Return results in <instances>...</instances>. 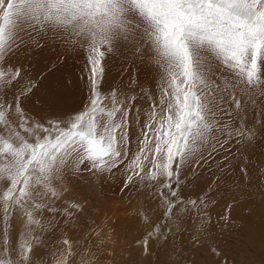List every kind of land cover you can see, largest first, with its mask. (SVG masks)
<instances>
[{"label": "snow or ice", "instance_id": "1", "mask_svg": "<svg viewBox=\"0 0 264 264\" xmlns=\"http://www.w3.org/2000/svg\"><path fill=\"white\" fill-rule=\"evenodd\" d=\"M24 25L39 39L29 35L23 41ZM41 39L58 42L65 53L86 50L91 66L89 106L67 121H49L47 128L22 109L31 83L7 98L23 70L4 65L24 43L39 49ZM118 39L130 42L141 62L147 57L165 73L158 95L145 90L151 104L135 152L128 146L133 119L140 126V112L135 118L129 112L134 97L121 99L119 89L102 95V60L115 51ZM261 49L264 0H0V133L8 134L0 135V155L8 161L0 166V181L5 182L0 184V264H36L40 258L32 252L43 241L34 232L54 227L38 215L47 211L71 218L80 207L70 203L55 209L61 192L52 186V178L80 171L82 165L109 174L123 166L126 188L146 181L150 190L155 186L165 223L158 222L147 234L142 242L146 250L157 233L166 239L162 229L168 220L177 223L174 217L183 219L188 211H199L198 205L206 208L207 193L195 199L182 196L186 181L181 176L189 165L213 164L225 175L232 158L226 154L222 163L216 156L231 151L233 138L244 151L254 146L264 129V107L258 100H264L257 67ZM224 66L238 70V81L213 79ZM249 108L257 110L251 127L244 119ZM13 125L19 130L13 131ZM16 212L26 219L27 235L14 245L11 220Z\"/></svg>", "mask_w": 264, "mask_h": 264}, {"label": "rangeland", "instance_id": "2", "mask_svg": "<svg viewBox=\"0 0 264 264\" xmlns=\"http://www.w3.org/2000/svg\"><path fill=\"white\" fill-rule=\"evenodd\" d=\"M22 27L21 35L23 37L31 34L34 38L39 39L35 36L34 29L28 28L26 25ZM50 42L55 43L56 41ZM113 47L115 48L114 44ZM76 51L83 57H87V51L80 48H77ZM13 53H17V51ZM107 54L106 56L109 55ZM261 54H264V49H261L260 54L257 56L258 73L261 81L264 82V75H262L264 71L259 67L260 62H264L263 58L262 61L260 59ZM40 56L49 58L59 56L67 64L76 59L75 52L65 53V49L61 47L60 50H51L47 54L42 53ZM127 64L125 68L131 69L132 64ZM56 65L61 64L57 62L53 65L49 64L41 70H33L38 74L36 79L29 82H22L21 77L16 84L12 85V90L7 93V98L11 100L16 92L28 88L31 83L33 87L30 93H26V96L28 97L34 92L37 94V104L47 103L52 105L51 101H46L48 94H42L41 92L47 91V88L50 90L51 98H56L54 90L59 87V84L52 86L47 81L48 78L53 76V69ZM21 66L17 64L10 67L20 69ZM85 66L87 69L82 68L84 74L81 75L84 78L80 81L81 87L74 91L79 93L78 95L73 94V97L67 98L66 100L69 101L64 102L63 106L49 107V109H45V107L38 104L31 108L32 111H26L23 109V104L22 109L24 112L31 120L39 121L47 128L49 127V121H55L58 117L62 121H67L69 115L74 116L79 111L84 110L89 106L91 87L89 79L91 66ZM22 70L23 74L27 71L26 68H22ZM133 76L134 81L139 84L135 87V90H137L134 92L135 98L128 102L129 112L133 118H135L137 111L140 112V126L137 127L133 119L130 127L132 135L128 146L132 152H135L137 150V136L145 119L144 112L149 108L151 101L145 94V90L150 92V87L142 86L149 85L140 83L144 80L137 79L140 78L137 73ZM221 77L238 81L239 72L224 66L214 75L213 79L219 81ZM118 82L119 80L115 81V83ZM0 84V89H2L3 82H0ZM114 84L107 82V86H103V83L102 95H107L119 89V87H114ZM121 88L122 93L123 91L126 92L123 87ZM67 93H70V90L65 88L61 90L59 97L65 99ZM124 97L128 96L123 94L120 98L124 99ZM136 98L150 101V103L147 104L146 108H141L146 103L142 104V102L135 100ZM74 100L75 103L73 104ZM132 104L135 107H131ZM45 110L47 111L45 112ZM250 110L251 108H249L246 115L249 114ZM41 117H43L42 120ZM224 119H227V116H224ZM27 126L25 124V127ZM12 127L13 131L19 130L16 125ZM21 134L23 135V132ZM47 134L51 135L52 133ZM0 135L7 138L8 134L4 132ZM261 146L260 139L257 138L254 146H249V152L245 151L246 155L242 151L239 152L238 159L249 158L254 155V151L261 153L262 151L259 150ZM230 147L240 151L235 138H233ZM254 148L257 150H254ZM225 154L228 155V153ZM218 156L219 154L216 159L221 160ZM130 158L129 155L125 159ZM7 162L6 157L0 155V166ZM213 165L211 168L189 165L181 176V179L186 181L182 196L195 199L207 193V207L204 208L198 205L199 211L190 210L183 219L174 217L173 219L178 220L177 223L168 220V227L162 229L167 233L166 239H161L160 233H157L148 240L147 250L142 246L143 240L148 233L153 231L158 222L165 223L162 220L163 201L154 194L155 186L150 190L146 181L143 185L137 182L134 186L126 188L123 166L114 170L111 174L89 170L87 165H82L80 171L67 170L57 174L52 178V186L61 192V199L56 202L55 209L59 211L70 203L78 204L80 207L79 211L74 212L71 218L64 215L52 216L47 211L38 215L37 218L42 221H53L54 227L48 231L35 230L34 232L43 241L41 247L33 250V253H35L34 258H40L36 259V264H264V232L256 228L253 216L248 213L246 215L243 212V204L239 202L241 205L239 207L235 197L229 195L230 185L223 181V178L227 175H221L216 170L215 164ZM242 169H240L241 172ZM194 170L196 171L195 179L192 176ZM228 171L237 173L238 169L234 167ZM219 181L222 182L220 186L223 187L220 189V193L218 191ZM3 183L5 182L0 181V184ZM150 191L153 192L152 195H150ZM246 203L248 204V201ZM234 204L237 205L234 206ZM252 205H259L258 215L256 216L264 219V197H260ZM145 217H147V220ZM25 224L26 219L19 212H16L11 220V240L14 245L27 235ZM109 229L110 231H108ZM64 235L69 241L68 245L64 244L63 238H58ZM193 237H196L195 241Z\"/></svg>", "mask_w": 264, "mask_h": 264}, {"label": "bare ground", "instance_id": "3", "mask_svg": "<svg viewBox=\"0 0 264 264\" xmlns=\"http://www.w3.org/2000/svg\"><path fill=\"white\" fill-rule=\"evenodd\" d=\"M27 27V26H26ZM23 28V27H22ZM29 28V27H28ZM22 32H20V38L23 41H27L29 39V35H26L23 37ZM31 35V34H30ZM34 38V37H33ZM20 43V40H18V44ZM41 47L39 49L31 47L29 44L24 43L23 47H21L17 53H13L7 57V59L4 61L5 67H8L10 65L11 67L20 64L22 65V68H26V73L22 76V82L24 81H31L33 79H36V76L38 72H35L36 69L41 70L42 68L48 66L49 64L53 65L57 62L61 65H56L53 69V76L48 78V84L54 86L55 84H59V87L54 90V94L56 95V98L53 99L50 96V90L46 88L47 91H42V94H48L46 97V101L52 102V105H49L47 103H38L39 105H42V107H45V109H49V107H57V106H63L64 102L69 101L66 100L67 98L73 97V94H79L75 93V89H79L81 87L80 81L84 78L81 74H84V69H87L85 65H89L85 61H87V57H83L78 51H70L76 53V59L75 61H72L70 63H65L64 59H60L59 56H53L52 58L40 56L42 53L47 54L51 50L58 49L60 50L61 45L58 42H50L48 44L44 43V40L41 39L40 41ZM115 46V53H110L104 61L102 62V66L105 68V75L102 77V84L103 86H107L106 83L114 84L116 80H119L118 83L114 84V87H119V90L123 89L126 90V92L123 91L124 95H127L128 97L132 96L134 97V92L136 86L139 84L134 81V74L137 73V76L140 78H137L139 80H144V82H140L144 87H150V93L153 94V96L158 95L157 89L160 84H162L163 78H165V73L163 71V68L156 65L155 63L149 62L148 58L145 57L144 61L141 62V60L133 55V48L132 44L126 43L124 40H116L114 42ZM63 48V47H61ZM86 51V50H84ZM206 54V53H205ZM122 56V57H121ZM121 57V58H120ZM264 61V54L260 55V59ZM85 60V61H84ZM135 61V62H133ZM127 63H131L132 67L131 69H126L125 65ZM76 65V67H74ZM128 65V64H127ZM90 66V65H89ZM261 69L264 71V62H260ZM35 70V71H33ZM264 75V72L263 74ZM133 79V80H132ZM132 80V81H131ZM1 85V84H0ZM68 88L70 90V93L66 94V98L62 99L59 97V94L61 90ZM8 96V94H7ZM135 98V97H134ZM142 98V97H141ZM37 94L31 93L26 100L23 102L24 104V110L26 111H32L33 106H37ZM144 99V98H143ZM135 100L142 102V104L146 103L145 106L142 105L141 108H146L150 103V101L147 100H140L139 98H136ZM259 100V103L262 107H264V100ZM147 101V102H146ZM75 103V100L73 104ZM133 105V104H132ZM47 110H45L46 112ZM257 117V110L251 108L248 115L244 116V119L246 121V125L248 127H251L253 123L255 122ZM236 126H239L240 120L239 118L235 121ZM15 129V128H14ZM134 131V129H133ZM260 139V145L262 144L261 148H259L261 153H258L254 151V155H250L251 157H245L244 159H238L239 152L242 151L243 154H245V151L241 149L240 144L237 143L238 149L240 151H237L236 149H231V151L228 153V155L232 158V164L229 168L230 170L236 167L238 169L237 173H231L228 171L226 173L227 176L223 178V181L228 183L230 185V193L232 196L235 197V199L238 202L239 207L241 205L239 202L243 204V212L247 215V213L255 218V226L257 229L264 232V219L257 217L259 205H252L254 201H257L260 199V197H264V129H260L259 131V137ZM254 150H257L254 148ZM248 151V150H247ZM249 152V151H248ZM247 152V153H248ZM225 153H219V158L221 160H218L220 162H224ZM246 155V154H245ZM214 166V165H212ZM240 167V168H238ZM242 169V172L240 169ZM222 182H218L219 184V193ZM192 184V183H191ZM216 193V191H215ZM214 193V194H215ZM194 194V193H193ZM228 195V197H229ZM248 201V204L246 203ZM259 202V201H258ZM237 204H234V206ZM106 218V217H105ZM103 220V218H102ZM110 231V229L108 230ZM105 232V231H103ZM59 239L63 238L62 241L64 242L67 240L64 236L58 237ZM65 248V247H64ZM70 251V250H69ZM34 254L32 252V255L34 257ZM69 255V254H68ZM92 259V257H91ZM45 260V259H42Z\"/></svg>", "mask_w": 264, "mask_h": 264}]
</instances>
